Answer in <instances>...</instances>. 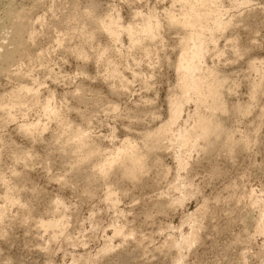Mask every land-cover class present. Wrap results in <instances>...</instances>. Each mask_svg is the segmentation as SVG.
Instances as JSON below:
<instances>
[{"label":"rangeland","instance_id":"obj_1","mask_svg":"<svg viewBox=\"0 0 264 264\" xmlns=\"http://www.w3.org/2000/svg\"><path fill=\"white\" fill-rule=\"evenodd\" d=\"M2 1L0 0V20L4 22L3 16H1L4 14V8L2 6L3 9L1 10V5H4L6 2L5 0ZM6 1L12 2L10 0ZM173 1L175 2L176 0H13L12 3H14L13 6L15 5L14 8L16 7L15 9L20 11V8L21 11L24 10L29 14V16H27L29 19L24 18L26 22L29 20L26 28L33 29L32 31L35 30L36 36H32L33 38L38 37L36 39L31 38L34 40H32L33 42H31L30 39L28 40L29 43L27 44L29 47L31 46L32 49L27 47V44L22 47L25 50L27 48V51L28 48L29 50L31 49L26 54V56L31 55L29 56V60L25 56L23 60L19 57L20 60H18L20 62L18 60L15 62L18 66L20 65V68H25L26 70L29 66L32 71L31 74L30 72L25 74L27 73L25 69L20 70L16 64L14 67L13 63L9 67V71L7 70L10 74L4 71L2 72L3 75L1 74L0 76V99H5L4 101L7 99L8 101L9 98L7 97H9L8 95L12 90L15 91L14 89H19L20 85L26 84V86L29 85V88L32 86V92L35 90L40 92H38L40 96L37 100L40 98V102L39 100L38 102L41 108L44 107L45 97L48 96L47 98L49 99L54 96L53 102L55 104V109H57L56 112L60 109L59 113L56 115H60L61 117L58 116V118L61 119H58L57 116H54L56 119L52 118L54 113L50 112L51 110H47L48 112L46 110L43 111L42 109L45 108L41 109L39 107L40 105L36 106V104H39L36 99V104L30 103L32 104H28L30 106L24 104L25 106L20 105L17 106L18 108H13L14 110L18 109L16 111L17 114L14 113L15 111L11 110L14 116L13 120L16 121L12 119H10L11 121L8 119L6 120L5 118L6 122L8 121L5 123L2 122L5 120L1 118L0 205L1 207L3 206L2 196L4 192L12 194L15 199L18 200L19 205L18 203L14 204L16 206H11L13 207L12 209H10L11 207H9L10 205L8 204H6V207L5 205L3 206L7 209V212L13 214L12 216H16L17 220H15V217L13 218L14 220H7L6 224L10 223V226L12 222L14 223L11 228H9V225L5 230L0 228L1 233L6 231L4 234L0 233V264H2V262L3 264L5 263V258H13L12 260L9 259L12 264H74V259L78 260L80 255H82L83 258L91 259L93 257L91 260L99 263L100 257L104 256H101L102 254L98 251L101 250L105 243H109L112 246H118L120 244L121 238L113 235L114 225L123 226L121 228H123L124 232H127V230H135L137 233L135 232V236H132L133 240L142 236L148 239L151 238L152 244L150 248L154 246L157 247L169 236L178 238L180 232L184 234L189 233V226L187 224L182 225L183 220L181 219H184L188 213H193L196 207L201 205L200 203L202 200L203 202L205 201L204 203L208 207V209L205 210L207 212L206 215H204L205 212L201 215L204 216V220L207 222L205 225L206 227H204L203 230L201 229V232H198L199 234L201 233L198 236V243H194L189 249L183 250L182 256L184 259H182L180 264H227L230 262L229 259L233 257L237 260V264H264V236H258L257 230V227L262 224L261 220H259V214L264 206V85L258 92V95H255L256 101L255 98H253V100L250 89L254 82L259 81V71L261 70L259 69L258 71L253 69V71L252 68L249 67L251 66L249 62H256L257 68H260L259 66L261 63H263L261 66H264V0H248L249 2L247 1L248 4L246 3V6H244V4L242 6H237L235 3L237 8H235L236 6L232 1L231 3L230 0L229 2L228 0H219V4H222L221 6L224 10L223 13H225L223 14L224 19L227 21L232 20V25L222 34H217L216 38L218 40L216 39L217 42L215 44L217 46H212V44L209 46V51L205 56L206 61L204 60V66L209 68L213 67V69L216 68L215 70L223 74L222 76L226 78L224 83L226 85L223 86L225 88L223 89L222 87L223 91L222 89L221 91L223 101H226L225 108L227 109V113H224V115L221 114L219 119L222 125L224 124L223 126L226 127V131L230 135L232 134L231 137L233 136V138L231 139L232 142H230L231 140L227 141L224 135L217 143L215 142L216 144L213 143L215 145L212 144L213 146H211L213 148L210 146L211 148L209 149H213L212 152L215 154L209 149H205L204 151L203 148H198L203 151L195 149L194 152L184 151L182 153L185 158H189L186 166L189 171L185 168L187 174L182 171L180 179L182 178L181 180L183 181V179H186L188 176L190 177L186 179L188 184L193 182L197 187V191H193L195 193L191 191V193L194 194L193 196L192 194L187 196V202L184 203L182 208L177 206L176 208L171 206V208L169 206L170 208L168 207V209L170 210L164 209L162 213L156 212L159 199L163 201L166 198L177 195V192L174 191L172 195L170 194L172 193V189L169 190V185H166L162 178L165 176L164 173L169 171L165 173H170L168 174L169 178L166 183L169 181L172 182L173 177L176 180V162L172 155V151H169L172 149H168V152L165 151V153H153L152 159L150 157L147 159L153 161H146L148 164L146 163L147 167L144 168L146 170L145 172L143 171V174L145 173L142 175L143 181L141 179V181L135 185L136 187L134 184L122 181L116 177L114 173H110L108 175L109 177L107 176L108 178L103 180L96 177L99 179L97 180L92 176L91 170L94 169L95 166L93 164H97L102 158L104 159V155L107 151L108 153L114 151L115 147H119L126 138L136 141L141 145L143 141L142 137L147 130L151 129L152 131L167 119V106L169 102L167 98H170V96L177 91L175 87L177 77L174 67L180 52L179 39L183 36V32L169 27L166 19L163 18L166 17L167 12L165 11H167L168 8L174 13L175 9H178L176 14H179L180 3L178 1L174 3ZM35 2L36 4L34 5ZM238 7H240V9ZM88 10L92 12L93 19H95L96 16L101 19H106L109 15L116 18L119 17V24L123 27L128 26V24L134 25L135 23L138 25V23L142 22L140 20L142 17L152 16L154 19L157 15L156 18H159L158 20L161 24L157 41L154 42L155 44L144 41L141 46L130 47V42L127 39L128 37L123 33L120 36L119 43L112 45L114 42L109 39L108 35L103 33L98 25L94 26V22L88 20L84 15L85 11ZM136 13L139 15H134ZM135 16L137 18H135ZM36 20L39 21L37 22ZM84 25L86 27L85 29ZM80 29L82 31H80ZM25 37H27L26 34ZM33 44L35 45L33 46ZM110 46L111 48H109ZM113 46L117 47L120 53L122 52V55H120L118 49L114 47L117 49L116 51ZM214 47L218 49H215L216 52L219 51L221 53L215 54V51H213ZM107 48L110 49L111 52ZM32 50H34V54ZM101 50L103 53L100 52ZM41 51H43L44 57L36 61L35 56ZM80 51L81 53H79ZM84 51H86V53ZM114 51H116V53H114ZM148 51L150 52L148 53ZM83 52L87 55L84 56ZM125 53L127 55H124ZM79 54H82L80 56H84V58L77 56ZM99 55H102L100 60H98L100 58ZM33 60L36 63H34ZM28 61H32V64ZM40 61L43 62V66L42 64L39 66ZM21 62L25 64V66L22 65ZM26 64H28L27 67ZM114 67L117 68V71ZM29 68L28 71H30ZM13 69H16L17 72L19 70L22 71H19L21 77H27L22 79ZM111 70L114 71L111 72ZM115 71L117 75L114 73ZM121 78H125V82L127 79L128 85L124 80L122 81ZM123 82L126 84V86L123 85V87H126L125 89L120 86ZM33 87H35V90ZM36 91V96H38L39 94ZM33 95L35 96L34 93H31V97L30 95L26 96L25 100L30 102L32 100L30 98H33ZM233 105L234 107L244 106L243 108H248L250 105V109L248 113L244 112L243 114L240 112V115V113L235 111L236 113L234 114ZM35 106L36 108H34ZM23 108L27 109L24 110ZM184 109L185 112L190 115L188 112L192 111L194 108L192 104H189L186 105ZM2 111L0 110V112H2L0 114L6 117V111L3 109ZM20 111H22L23 114ZM50 113L53 114L51 115ZM260 113H263V117H260V121L256 122V118ZM45 114L49 116L46 115V118L48 117L47 119L45 118ZM1 115L0 117H2ZM22 115H24V117ZM40 116L42 117L40 118ZM16 118H18V120ZM22 118L24 119L22 120ZM61 120H68V123L72 122L70 126L71 128L74 126L73 129L80 128V130H82L83 128V131L84 129L90 131L87 132L85 130L88 136L90 134L88 137V140L91 139L90 144L94 143L95 146H99V148L102 149H100L101 152L103 151L101 156L98 155L93 157V160L90 159V164L87 162L82 163L79 166L81 167L80 171L75 169L77 155L73 154V156H71L67 147L62 144L64 143V136L61 138L60 132L69 125H66V122L62 123ZM186 120H189V117H187ZM38 121L41 122L39 123ZM58 121H61V123ZM36 122L38 124H36ZM21 123L27 124L26 126L31 128L34 126L33 128H36L35 132H33L34 129L31 128V134L23 132L24 130L20 128L22 126ZM60 124L61 126H59ZM62 124H64L65 127H63ZM56 127H60V131H57ZM253 127H256L257 130L256 128H254V130ZM42 130H44V132H42ZM245 137L246 139L247 137L249 138L250 147L244 151L239 150L240 153L237 152L236 154L237 149L230 151L228 148L226 149L224 147L225 144L226 146L230 145L228 143L236 144V142L238 143V141H240L239 139L243 140ZM60 138L61 141L63 139L61 142L62 145H60ZM221 141H223L222 144ZM206 150L208 155L205 154ZM210 154H212L211 159ZM229 154L232 155L230 156ZM20 156L22 157L20 158ZM207 156L210 161L207 159ZM154 159L161 162H157V164ZM191 168L194 169L192 170ZM214 169L217 171L216 173L211 172L212 170L214 171ZM190 170L192 171L190 172ZM90 173L92 177L89 178H94L89 182L93 183L89 185L90 183L88 182L87 185L86 183L90 179L86 180L85 176H90ZM214 173L216 178L214 177ZM184 175H186V177ZM160 176L161 178L159 179L158 177ZM115 179H117L116 182H114ZM119 180L120 182H118ZM161 180L164 181L165 186ZM179 180L177 181L178 184H187L185 183L186 180L183 182ZM170 182L167 184H170ZM144 183H146L147 186L143 185ZM154 184L158 188L156 186L154 188ZM89 186L91 187L88 188ZM108 188L114 193L111 199L107 198L104 194ZM88 189L90 191L89 193L87 192ZM165 189H167L168 192ZM162 191L165 192L164 195L161 193ZM186 191L188 193L190 192L188 190ZM233 191H237V196L244 197V199H242L243 201H239L238 199L239 202H235V199H230L229 201L226 199L225 201L222 195L225 196L227 192L230 194V192L232 193ZM91 193L93 194L91 195ZM159 193L165 198H163L161 194L159 195ZM248 195H251L255 202L254 205H248L249 203L246 198ZM158 196H161L163 200ZM54 198L55 200L58 198V201L60 200L63 202L61 204L58 203V208L56 209L52 208L56 206V204H53ZM222 199L225 201L224 203ZM115 200L116 202H114ZM109 201L111 203H109ZM227 202L228 204L230 203V206L227 205ZM232 202L234 203L232 204ZM26 207H28L27 209L30 211L33 221H48L52 219L53 213H50L48 210L51 209L52 212V209H55L56 215H60L62 218L61 223H63L62 225L65 227V233L61 235L51 229L44 230L45 228L41 229L40 227L36 228V234H30V228L18 221V218L21 219L22 215H24V212L21 213V210L23 211ZM228 207L229 210L234 207V210L231 209V212H228ZM146 209L148 212H151V218H154L153 220L150 218L148 222L143 220L142 217H144V215H141ZM232 211H235V213L232 214ZM207 216H210V219H208ZM15 223L18 224L16 225ZM211 223H213V225ZM223 224H228L227 228H224L225 225ZM25 227L27 229L29 228V231H27ZM136 234L139 236H136ZM249 238L253 239H250V243H247ZM236 240L237 242H235ZM173 257H171V261L167 259L164 262H157L158 258L151 257L152 259L149 258L147 262L148 264H174ZM242 259L243 261H240ZM138 261L139 258L135 260V264L138 263Z\"/></svg>","mask_w":264,"mask_h":264},{"label":"bare ground","instance_id":"obj_2","mask_svg":"<svg viewBox=\"0 0 264 264\" xmlns=\"http://www.w3.org/2000/svg\"><path fill=\"white\" fill-rule=\"evenodd\" d=\"M2 1V0H1ZM13 2V0H10ZM180 3V9H179V14H176L178 11V9H175V13L172 12L169 8L166 13V17H163L164 19H166L167 21V24L169 27H172L176 30H178L179 32H183V36H181L182 38H180V43H179V47H180V52H179V55L177 56V60H176V65H175V71H176V93L172 94V96H170V98H167V101L169 99V102H168V115H167V119L164 120V123H161V125H159L157 128L153 129L151 131L150 130H147V132L143 135V141L141 143V145H139L136 141H132V140H129V139H124L122 141V143L120 144V146L117 148L115 147L114 151H111L102 156L104 157V159L102 158L98 163V159L96 161L97 164H93L95 165L94 166V169L91 170L92 172V176L95 177V179H97L96 177H99L100 180L102 179H106L108 178L109 174L110 173H114L116 175V177H118L119 179H121L122 181H127L128 183L130 184H134V186L136 184H138L139 181H141L142 179V175L143 174V171L145 172L146 169H144L145 167H147V162L146 161H150L152 158V155L156 154L157 152L161 153V152H168V149H172V150H169V151H172V155L174 156V159H175V162H176V167H175V170H176V180L172 179V182H170V184H167L169 182L166 183V181H168V178H169V175L170 173L168 174H165L167 172H165V169H164V177H162L165 181V184L166 185H169V190L172 191V193H170L171 195L173 194V191L174 192H177V195H173L172 197H169V198H166L163 200V195L164 193L167 191L168 192V188L165 189L164 191L165 192H161L163 193V195L161 193H159V195L161 194V196H158L160 198H162L163 201H160V199L158 200L159 202H157L158 204V209L156 212H159V213H162L164 211V209H168V207L170 206H174L173 208H176L177 207H181L184 205L185 202H187V196H190L192 194V196L194 195L193 193H195L197 190H196V186L195 184L192 182L190 184H188V181L186 180L187 177L186 175H184L186 177V179H183V181H185V183H187L186 185L185 184H178L177 181L180 179V176H181V172L184 171L186 172L188 169L186 168L187 164H188V160L189 158H185L182 153L184 151H188V152H194V150L198 149V148H203L204 151L205 149H209L211 148L213 145H215L217 143V141L219 139H222V137L224 136L227 141H230L233 136L231 137V135L226 131V127H224L222 125V123L220 122V115H224V113H227V109L225 108V102L223 101V97H222V91L225 87L226 84L225 83V80L226 78L223 77L221 73H218L215 69L212 68H209L207 66H204V62L206 61L205 60V56L207 55V52L209 51V46L212 44V46H217L215 45L216 44V36L218 33H223L225 32V30L228 29L229 26L232 25L231 21H227L226 19H224V15L225 13L224 10L222 9V4L220 5L219 4V0H176ZM175 1V2H176ZM233 2L234 5L235 3L237 4V6L239 5H243L246 6L245 4L247 3L248 0H230V2ZM3 2V1H2ZM1 2V3H2ZM5 4L4 5H1V10L4 8V11H3V21L4 22H1L2 20H0V76L1 74L3 75L2 72L4 71H7L9 69V67L14 63V67H15V62L20 58L21 60H23V58L26 56L27 52L30 51L32 48L31 46L29 47V45L27 43H29V39L31 42H33L34 40L33 39H36L37 37L33 38L32 35H35L36 34V31H32L33 29H29V28H26L27 27V21L24 20V18H28L27 16H29V14L27 12H25L23 9V11H21V9L19 8L20 11H18V9H15L12 2H8L5 0ZM174 2V1H173ZM174 2V3H175ZM177 2V3H178ZM229 2V0H228ZM231 2V3H232ZM249 2V1H248ZM12 3V4H11ZM230 3V4H231ZM3 4V3H2ZM36 4V2L34 3V5ZM248 4V3H247ZM172 5V4H171ZM174 5V4H173ZM178 5V4H177ZM233 5V4H232ZM3 6V8H2ZM236 6V5H235ZM237 6L235 8H237ZM248 6V5H247ZM18 7V6H17ZM92 8V7H91ZM90 8V9H91ZM234 8V7H233ZM240 9V7H238ZM242 9V8H241ZM93 10V9H92ZM166 10V9H165ZM177 11V12H176ZM151 12V11H150ZM236 12V11H235ZM154 13V12H153ZM93 14H94V11H93ZM138 13L134 14L137 16ZM164 14V13H163ZM84 15L88 18V20L94 22V26H97L99 27V29L105 33L106 35H108L109 39L112 40V42H114L112 45H116L118 44L119 40H120V36L125 33L127 35V39L129 40L130 42V47L131 46H141L143 44L144 41H149L151 44H155L154 42L157 41V38H158V35H159V31H160V27H161V24L159 22V18H155L153 19L152 16H148V17H142L140 20L142 21L141 23H138V25H136V23L133 25V24H128V26H122L119 24V20L118 18L116 17H112V16H108L106 19H101V18H96L93 19L94 17L92 16V12L90 10L88 11H85ZM83 15V16H84ZM139 15V14H138ZM149 15V14H148ZM165 15V14H164ZM163 15V16H164ZM233 15V14H232ZM235 15V14H234ZM80 16V15H79ZM82 16V15H81ZM135 16V18H137ZM85 17V18H86ZM154 17V16H153ZM232 17V16H231ZM230 17V18H231ZM29 19V18H28ZM40 19V18H39ZM229 19V18H228ZM232 19V18H231ZM24 20V21H23ZM37 22L39 20H36ZM83 21V20H82ZM81 21V22H82ZM134 21V20H133ZM139 21V20H138ZM26 22V23H25ZM91 22V24H92ZM86 23V22H85ZM134 23V22H133ZM166 23V22H165ZM89 24V25H91ZM96 24V25H95ZM166 24V25H167ZM41 25V24H40ZM78 25V24H77ZM83 25V24H82ZM93 25V24H92ZM234 25V24H233ZM79 26V25H78ZM91 27V26H90ZM89 27V28H90ZM78 28V27H77ZM85 25H84V29H85ZM168 28V27H167ZM170 28V29H172ZM76 29V28H75ZM83 29V30H84ZM77 30V29H76ZM95 30V29H93ZM173 30V29H172ZM80 31H82L80 29ZM79 31V32H80ZM35 32V33H34ZM93 32V31H92ZM100 32V31H99ZM75 33V32H74ZM77 33V31H76ZM85 33V32H83ZM90 33V32H89ZM88 33V34H89ZM25 34L27 37H25ZM80 34V33H79ZM78 34V35H79ZM82 34V33H81ZM86 34V35H88ZM224 35V34H223ZM36 36V35H35ZM84 36V34H83ZM89 36V35H88ZM91 36V35H90ZM93 37V36H91ZM90 37V38H91ZM28 38V39H27ZM33 38V39H31ZM88 38V37H86ZM85 38V39H86ZM79 39V38H78ZM33 40V41H32ZM56 40V39H55ZM83 40V39H82ZM87 40V39H86ZM218 40V39H217ZM28 41V42H26ZM80 41V40H79ZM88 41V40H87ZM84 42V40H83ZM27 44V47L31 48L29 50L28 48V51H27V48L26 50L23 49V45H26ZM31 44V43H30ZM35 44H33L34 46ZM86 45V44H84ZM178 45V44H177ZM81 46V45H80ZM115 46H113L114 48ZM145 47V46H144ZM177 48H179L178 46H176ZM214 47V50L215 51V54H220L221 52L217 51ZM111 48V46L109 47ZM117 48V47H115ZM114 48V49H115ZM134 48V47H133ZM132 48V49H133ZM147 48V46H146ZM145 48V49H146ZM211 48V47H210ZM106 49V48H105ZM108 49V48H107ZM118 49V48H117ZM117 49H115L117 51ZM144 49V48H143ZM79 50V49H77ZM104 50V49H103ZM110 51V49H108ZM218 50V49H217ZM33 51V54L35 53L34 50ZM31 51V52H32ZM83 51V50H82ZM116 51H114V53H116ZM127 51V50H126ZM147 51V49H146ZM211 51V52H213ZM77 52V51H76ZM86 53V51H84ZM83 52V53H84ZM102 52V50L100 51ZM106 52V51H105ZM111 52V51H110ZM150 51H148L149 53ZM43 51H41L39 54H35V58H36V61H39L37 59H42L41 57H44V53ZM47 53V52H46ZM81 53V51L79 52ZM84 53V56H86L87 54ZM99 53V52H98ZM103 53V52H102ZM118 53H120L119 49H118ZM117 53V54H118ZM122 53V52H121ZM120 53V55H122ZM128 53V52H127ZM30 54V53H29ZM32 54V53H31ZM78 54V53H77ZM105 54V53H104ZM113 54V53H112ZM237 54V53H236ZM43 55V56H42ZM82 54H79L77 56H80ZM124 55H127L126 53ZM147 55V54H146ZM31 56V55H29ZM29 56H26L29 60ZM34 56V55H33ZM84 56H80L82 58H84ZM100 56V55H99ZM102 56V55H101ZM100 56V58L98 60H100L102 57ZM119 56V55H118ZM20 57V58H19ZM26 58V59H27ZM33 58V57H32ZM98 58V57H97ZM104 58V56H103ZM44 59V58H43ZM18 60V61H19ZM32 60V59H30ZM35 60V59H34ZM33 60V62H34ZM109 60V59H107ZM205 60V61H204ZM24 61H27V60H24ZM45 61V59H44ZM106 61V60H105ZM113 61V60H112ZM20 62V61H19ZM28 62H32V61H28ZM27 62V63H28ZM42 61H40L39 63V66L40 64H42L43 66V62L41 63ZM104 62V61H103ZM36 63V62H34ZM33 63V64H34ZM47 63V62H46ZM99 63V62H98ZM102 63V62H101ZM22 64V62H21ZM32 64V63H31ZM107 64H110V63H107ZM206 64V63H205ZM249 64L253 69L255 70H258L259 69L261 71H259V81L257 82H254L253 84L252 83H249V84H252V88L250 89L251 90V97L252 99L255 98V101H256V96L258 95V92L261 90V88L263 87L264 85V66H261V64L263 65V63L260 64V68H257L258 66H256V62L254 63H250ZM258 64V63H257ZM25 66V64H22ZM28 64H26V67H27ZM47 65V64H46ZM106 65V63H105ZM207 65V64H206ZM259 65V64H258ZM16 66H18L16 64ZM23 66V67H24ZM32 66V65H31ZM35 66V65H34ZM110 66V65H109ZM20 68V65L18 66ZM262 67V68H261ZM29 68V66H28ZM28 68L27 70L25 68H20L21 69H25L27 73H24L25 74H28L30 72L31 74V68L30 71H28ZM115 68V67H114ZM17 69V67H16ZM16 69L14 71H16ZM116 71H117V68H115ZM11 70V69H10ZM19 70V71H20ZM46 70V69H44ZM9 71V70H8ZM5 72V73H8ZM12 71V70H11ZM19 71L16 73L19 74ZM114 71V70H111V72ZM116 71L114 73H116ZM254 71V70H253ZM257 71V73H258ZM22 72V71H20ZM12 73V72H11ZM14 73V72H13ZM256 73V74H257ZM10 74V73H8ZM22 74V73H21ZM23 74V75H25ZM20 75V74H19ZM18 75V76H19ZM22 75V76H23ZM117 75V73H116ZM7 76V75H6ZM16 76V75H15ZM17 76V77H18ZM114 76V74H113ZM119 76V75H118ZM21 77V75L19 76ZM27 77V76H26ZM24 76V78H26ZM29 77V76H28ZM123 77V76H122ZM22 79H24L23 77H21ZM120 78V77H119ZM29 79V78H27ZM33 79V78H32ZM125 79V78H124ZM123 78H121V80L123 81L124 80ZM30 80V79H29ZM37 80V79H36ZM119 80V81H121ZM258 80V79H257ZM35 81V80H34ZM121 81V82H122ZM38 82V81H37ZM125 82V80H124ZM121 83L120 86L121 88H126V87H123L126 86L127 84V79H126V84ZM227 82V81H226ZM120 83V82H119ZM35 84V83H34ZM20 85V84H19ZM42 85V84H41ZM40 85V87H41ZM128 85V84H127ZM119 86V88H120ZM250 86V85H249ZM32 87V86H31ZM29 88V85L26 86V84H23L22 86L20 85L19 86V89H14L15 91L12 90V92L8 95L9 98L8 101L6 99V101H4L5 99H0V110L2 111V109L4 111H6V117H3L1 114L2 117H0V122H1V118L2 120L6 118V120H10L14 118L13 116V111H15L14 113H16V110H14L13 108L17 107V106H20V105H23L25 106L24 104H27L26 106H30L32 104L30 103H34L36 104V100L37 98L40 96V92L38 93L36 90H35V87L34 90L39 94L38 96H36L37 94L34 92H32V88ZM128 87V86H127ZM223 87V89H222ZM251 87V86H250ZM120 88V89H121ZM227 88V87H226ZM119 89V90H120ZM222 89V91H221ZM38 90V88H37ZM123 90V89H122ZM116 91V90H115ZM118 91V90H117ZM124 91V90H123ZM175 91V90H174ZM30 92V93H29ZM52 92V91H51ZM84 92V91H83ZM86 92V91H85ZM230 92V91H229ZM262 92V91H261ZM31 93L35 94V96L33 95L32 97L33 98H30L32 99L30 102L26 101L25 100V97L30 95L31 97ZM28 94V95H27ZM52 94V93H51ZM86 94V93H85ZM224 94V93H223ZM229 94V93H228ZM250 94V93H249ZM262 94V93H261ZM260 94V95H261ZM50 95V93H49ZM83 95V94H82ZM256 95V96H255ZM85 96V95H84ZM88 96V95H87ZM263 96V95H262ZM48 97V96H47ZM45 97V101H44V107L42 108H45V109H42L41 108V105H40V98L37 100V103L39 104H36L37 105H40L39 107L43 110V111H47V110H51L50 112H53L54 115H52L53 113H50L54 118V116H57L56 114L59 113V110L58 112H56L57 109H55V104H54V100L53 98H55L53 96V98H47ZM86 97V96H85ZM250 97V98H251ZM28 98V97H27ZM88 98V97H87ZM29 99V100H30ZM36 99V100H35ZM81 99V98H79ZM28 100V99H27ZM42 100V99H41ZM225 100V99H224ZM254 100V99H253ZM252 100V101H253ZM83 102V101H82ZM254 103V102H253ZM30 104V105H28ZM33 104V105H34ZM43 104V102H42ZM189 104H192L193 105V110L192 111H189L187 114L185 112V109L184 107L186 105H189ZM36 106L34 108H36ZM227 106V105H226ZM32 107V106H31ZM30 107V108H31ZM60 107V106H59ZM234 107V105H233ZM244 107V106H243ZM243 107H240V106H235L233 108V111H234V114L236 112L238 113H243L246 112L248 113V110L250 109V105L248 108H243ZM246 107V106H245ZM18 108V107H17ZM29 108V107H27ZM25 108V109H27ZM231 108V107H230ZM21 109V108H20ZM19 109V110H20ZM24 109V108H23ZM24 109V110H25ZM55 109V110H54ZM202 109V110H201ZM54 110V111H53ZM232 110V109H230ZM236 111V112H235ZM3 112V111H2ZM0 112V113H2ZM22 112V111H20ZM19 112V113H20ZM48 112V111H47ZM262 112V111H261ZM45 113V112H43ZM62 113V112H61ZM60 113V114H61ZM240 113V115H241ZM4 114V113H3ZM17 114V113H16ZM23 114V112H22ZM26 114V113H25ZM37 114V113H36ZM42 114V113H41ZM40 114V115H41ZM49 114V115H50ZM230 114V113H229ZM263 113H260L257 118H256V122H259L260 121V117H263L262 116ZM46 115L48 116V114H45V118H46ZM50 115V116H51ZM233 115V113H232ZM246 115V114H245ZM24 117V115H22ZM26 116V115H25ZM44 116V115H43ZM60 116V115H58ZM57 116V118H58ZM42 116H40L41 118ZM49 117V116H48ZM47 117V118H48ZM61 117V116H60ZM189 117V120H186V118ZM46 118V119H47ZM64 118V116H63ZM18 120V118H16ZM24 118H22L23 120ZM38 119V117H37ZM56 119V117L54 118ZM58 119H61V118H58ZM5 121H2V122H5ZM27 120V119H26ZM49 120V119H48ZM51 120V119H50ZM63 120V119H62ZM61 120V121H62ZM223 120V119H221ZM11 121V120H10ZM9 121V122H10ZM13 121H16V120H13ZM54 121V120H53ZM61 121L59 123H61ZM68 120H65V121H62L63 122H66V125L68 124L69 126H66L64 124L63 127H65L64 129L61 130L60 132V137L63 138L64 136V143H62L64 146L67 147V149L69 150V153L71 156H73V154L77 155V159H76V170L80 171L81 170V167H79L82 163H89L90 164V159L93 160V157L95 156H101L103 153V151L101 152V148H99V146H95L94 143L90 144V140H88V134H86L87 132H90V131H87V129H84L83 131V128L82 130L79 129H73L74 126L71 128L70 126V123L67 122ZM232 121V120H231ZM1 122V123H2ZM39 123L41 121H38ZM48 122V121H47ZM50 122V121H49ZM0 123V125H1ZM4 123V124H5ZM28 123V122H27ZM261 123V122H260ZM2 124V125H4ZM33 124V122H32ZM36 124H38L36 122ZM257 125H259L258 123H255ZM262 124V123H261ZM6 125V124H5ZM22 125V126H21ZM21 126L20 128L22 130H24L23 132H28L27 134H31L32 130H30L31 127L29 126H26L27 124H22L21 123ZM24 125V126H23ZM34 125V124H33ZM55 125V124H54ZM18 126V125H17ZM40 126V125H38ZM43 126V125H42ZM41 126V128H42ZM46 126V125H45ZM44 126V127H45ZM61 126V124L59 125ZM256 126V125H254ZM34 127V126H33ZM31 128V129H34V128ZM36 127V126H35ZM43 127V129H44ZM58 127V126H57ZM56 127V128H57ZM258 127V126H257ZM19 128V127H18ZM19 128V130H20ZM60 128V127H59ZM59 128H57L56 130L58 131ZM228 128V127H227ZM256 128V127H253V129ZM36 129V128H35ZM35 129L33 130V132H35ZM38 129V128H37ZM46 129V127H45ZM260 129V128H258ZM55 130V131H56ZM87 132H86V131ZM229 130V129H228ZM255 130V129H254ZM257 130V128H256ZM56 131V132H57ZM60 131V130H59ZM146 131V130H145ZM38 132V131H37ZM42 132H44V130H42ZM231 132V130H230ZM51 133V132H50ZM232 133V132H231ZM35 135H37L36 133H34ZM54 134V133H53ZM259 134V133H257ZM55 135V134H54ZM57 135V133H56ZM58 135H59V132H58ZM32 136V135H31ZM53 136V135H52ZM51 136V137H52ZM36 137V136H35ZM57 137V136H56ZM55 138V137H54ZM61 138H60V145L61 142ZM92 138V137H91ZM256 138V137H255ZM57 139V138H56ZM58 139H59V136H58ZM57 139V140H58ZM142 140V139H141ZM236 140V139H235ZM240 141H238V143L236 142V144L234 143H228L230 145L226 146L225 142V148L230 151H234L235 149L236 150V154L237 152H239V150H245V149H248L250 147L249 145V138L245 137V139L241 140L239 139ZM166 141V143H165ZM216 142V143H215ZM223 141H221V144H222ZM232 142V140L230 141ZM235 142V141H233ZM215 143V144H213ZM213 144V145H212ZM212 145V146H211ZM219 145V144H218ZM211 146V147H210ZM223 146V145H222ZM223 147V148H224ZM63 148V147H61ZM213 148V147H212ZM219 148V147H218ZM217 148V149H218ZM222 148V150H223ZM66 149V148H65ZM64 149V150H65ZM101 149V150H100ZM216 149V147H215ZM232 149V150H231ZM63 150V151H64ZM66 150V151H68ZM113 150V149H112ZM200 149H198L199 151ZM202 150V149H201ZM200 150V151H201ZM211 152L213 151V149H209ZM219 150V149H218ZM16 151V150H15ZM203 151V150H202ZM215 151V150H214ZM227 151V150H226ZM228 152V151H227ZM226 152V153H227ZM14 153V152H13ZM16 153V152H15ZM26 153V152H25ZM66 153V152H65ZM68 153V155H69ZM72 153V154H71ZM154 153V154H153ZM157 153V154H158ZM210 153V152H209ZM214 153V152H212ZM224 153V152H223ZM230 153V152H229ZM240 153V152H239ZM243 153V152H242ZM207 154V150H206V153ZM215 154V153H214ZM213 154V156H214ZM235 154V153H234ZM15 155V154H14ZM20 155V153H19ZM28 155V154H27ZM67 155V153H66ZM163 155V154H162ZM168 155V154H167ZM208 155V154H207ZM210 159L212 158V154H210ZM230 156L232 154H229ZM241 155V154H239ZM16 156V155H15ZM161 156V155H160ZM238 156V155H237ZM22 156H20L21 158ZM151 158L150 160H147L148 158ZM155 157V156H154ZM191 157V156H190ZM101 158V157H100ZM99 158V159H100ZM160 158V157H159ZM214 158V157H213ZM23 159V158H22ZM26 159V158H25ZM74 159V158H73ZM207 159L208 156H207ZM209 159V161H210ZM18 160V159H17ZM20 160V159H19ZM95 160V158H94ZM156 163L159 161V160H156ZM161 160V159H160ZM23 161V160H22ZM89 161V162H88ZM153 161V160H151ZM207 161V162H209ZM68 162V161H67ZM71 162V161H70ZM74 162V161H73ZM161 162V161H160ZM158 162V163H160ZM86 163V164H87ZM93 163V161H92ZM147 163V164H146ZM152 163V162H150ZM157 163V164H158ZM70 164V163H69ZM155 164V165H157ZM92 166V165H91ZM157 166H160V165H157ZM189 166V165H188ZM215 166V165H214ZM192 167V166H191ZM194 167V166H193ZM80 168V169H79ZM92 168V167H91ZM155 168V167H154ZM157 168V167H156ZM185 168L187 170H185ZM161 169V168H160ZM168 169V168H167ZM192 169V168H191ZM194 169V168H193ZM192 169V170H193ZM163 170V169H161ZM190 170V172L192 171ZM217 170V169H216ZM157 171V170H156ZM171 171V170H170ZM189 171V170H188ZM155 172V171H154ZM158 172V171H157ZM196 172V171H195ZM211 172H217L212 170ZM163 173H160V174H163ZM174 173V174H175ZM189 173V172H188ZM193 173V172H192ZM215 173H214V177H215ZM221 173V172H220ZM113 174V175H114ZM159 174V173H158ZM187 174V172H186ZM190 174V173H189ZM224 174V173H223ZM86 175V174H85ZM88 175V174H87ZM157 175V174H156ZM244 175V174H242ZM91 176V173H90V176H85L86 180L90 179L87 181V185H88V182L90 181L91 182V179L93 178H89V177H92ZM108 176V177H107ZM146 176V175H145ZM144 176V177H145ZM158 176V175H157ZM163 176V175H161ZM158 177L159 179L161 178ZM183 176V177H184ZM195 176V175H194ZM212 176V175H211ZM178 177V178H177ZM190 178V177H188ZM216 178V177H215ZM218 178V177H217ZM244 178V177H243ZM94 179V180H95ZM146 179V178H145ZM156 179V178H155ZM171 179V177H170ZM182 179V178H181ZM180 179V180H181ZM85 180V179H84ZM92 180V181H94ZM99 180V179H97ZM117 179H115L114 182H116ZM179 180V181H180ZM192 180V179H191ZM194 180V179H193ZM214 180V179H213ZM239 180V179H238ZM143 181V179H142ZM163 181V180H161ZM164 181L162 182L164 184ZM182 180L180 182H183ZM218 181V180H217ZM89 182V183H90ZM96 182V181H95ZM120 182V180L118 181ZM93 183V182H92ZM92 183H90L89 185H91ZM122 183V182H121ZM157 183V182H156ZM197 183V182H196ZM235 183V182H234ZM161 184V183H160ZM164 184V186H165ZM5 185V184H4ZM141 185V184H140ZM143 185H146V183H144ZM131 186V185H130ZM147 186V185H146ZM150 186V185H149ZM155 184H154V188H155ZM163 186V185H162ZM187 186V187H185ZM189 186V187H188ZM233 186V185H232ZM237 186V185H236ZM5 187V186H4ZM91 186H89L88 188H90ZM136 187V186H135ZM134 187V188H135ZM139 187H142V186H139ZM152 187V186H151ZM157 187V186H156ZM229 187V186H228ZM244 187V186H243ZM148 188V187H147ZM153 188V189H154ZM158 188V187H157ZM188 188V189H187ZM116 189V188H115ZM129 189V188H128ZM131 189V188H130ZM137 189V188H136ZM152 189V188H151ZM232 189V188H231ZM124 190V189H123ZM159 190V189H158ZM190 191L189 193L186 191ZM196 190V191H195ZM226 190V189H225ZM233 190V189H232ZM8 191V189H7ZM86 191V190H85ZM125 191V190H124ZM141 191V190H140ZM139 191V192H140ZM191 191H195L193 193H191ZM200 191V190H199ZM222 191V190H221ZM227 191V190H226ZM88 193L90 192L89 189L87 191ZM107 192V193H106ZM104 194L107 198H110L111 199V196L113 195L114 196V193L112 192L111 189L108 188V190L106 191ZM154 192V191H153ZM152 192V193H153ZM170 192V191H169ZM87 193V194H88ZM151 193V194H152ZM155 193V192H154ZM222 193V192H221ZM224 193V192H223ZM229 192H227V194L225 196L222 195V197L229 201L230 199H235V202H239L240 200L244 199V197H240V196H237V191H233L232 193L230 192V194H228ZM93 193H91L92 195ZM169 194V193H168ZM217 195V194H216ZM112 196V198H113ZM151 196V195H150ZM168 196V195H166ZM54 197V196H53ZM119 197V196H118ZM106 198V199H107ZM187 198V199H186ZM247 202L249 203L248 205H254L255 202L253 201L251 195H248L247 197ZM2 199H3V206L5 205L6 207V204L10 205L9 207L13 206L14 204H17L19 205V202L18 200L15 199V197L12 195V194H9V193H5L3 194L2 196ZM57 200H55L54 198V203L53 204H56V206L52 207V208H58L57 207V204L58 203H63L62 201H58V198H56ZM239 201H238V200ZM62 200V199H61ZM114 200V199H113ZM147 200V199H146ZM220 200V198H219ZM49 201V200H48ZM102 201V200H101ZM215 201V200H214ZM223 203L225 202L223 199H222ZM232 201V200H231ZM243 201V200H242ZM50 202V201H49ZM112 202V200H111ZM109 201V203H111ZM116 202V200L114 201ZM148 202V201H147ZM205 202V201H204ZM202 200V202L200 203L201 205H199L198 207H196V210L193 212V213H188L184 219L182 218L181 220L182 221V225L183 224H187L190 228V231L189 233L187 234H184V233H181L179 234L178 238H175L174 236H169L167 237V239L164 240V242H162L161 245H158L157 247H153V248H150L152 242H151V238L148 239L146 237H140V238H135L133 240V237L132 236H135V230H130L127 232H124L123 226H113V235L114 236H118L121 238V241H120V244L118 246H112L110 245L109 243H105L103 245V247L101 248L100 251V254H102L101 256H106L105 258L104 257H100L101 261L99 260V263L98 262H93V257L90 259V258H83L82 255H80V258L77 260V259H74V264H135V260L139 258V261L138 263L136 264H148L147 260H149V258L151 257H155V258H158L157 259V262H164L166 261L167 259L168 260H172L171 257L174 258L173 262L174 264H180L182 262V259L183 256H182V252L184 249H189L194 243H198L197 240H198V236L201 234H199L198 232L202 229H204V227H206V223L205 222V218L204 216H201L204 214L206 215V209H208L207 205L205 204ZM234 202H232L233 204ZM52 204V203H51ZM152 204V203H151ZM154 204V203H153ZM156 204V203H155ZM241 204V203H240ZM227 205L230 206V203L228 204L227 202ZM236 205V204H235ZM238 205V204H237ZM244 205V204H243ZM1 207L0 205V228H3V230H5L7 227L10 226V223L9 224H6L7 223V220L9 221L10 219L14 220L13 218L15 217V220L16 219V216H12L13 214H11V212H7V209L5 207ZM16 206V205H14ZM52 206V205H51ZM113 206V204H112ZM143 206V205H142ZM167 206V207H166ZM234 206V205H232ZM23 207V206H22ZM21 207V208H22ZM166 207V208H165ZM169 207V208H170ZM13 207H11L10 209H12ZM28 207H26L23 211L21 210V213L24 212V215H22V218H18V221L21 222L22 224H25L27 227H29L28 229L30 230V234H36V228H40L43 229L45 228L44 230L46 229H51L59 234H63L65 233V227L64 225H62L63 223L62 222V218L60 217V215H56V211H54L55 209H52V212H51V209L48 210L50 211V213H53V218L48 220V221H42V220H39V221H33V217L30 213V211L27 209ZM172 208V207H171ZM237 208V207H236ZM9 209V210H10ZM144 209V208H143ZM213 209V208H212ZM231 209L229 210V207H228V212L230 211L231 212ZM14 210V209H13ZM16 210V209H15ZM20 210V208H19ZM45 210V209H44ZM46 210V211H47ZM170 210V209H168ZM214 210V209H213ZM234 210V207L233 209ZM236 210V209H235ZM11 211V210H10ZM47 211V212H48ZM141 211V210H140ZM145 211V210H144ZM141 214V215H144V217H142L143 220L145 221H149V219L151 218V212H148L147 209L146 211ZM151 211V210H150ZM226 211V210H225ZM46 212V213H47ZM59 212V211H57ZM167 212V211H165ZM164 212V213H165ZM209 212V211H208ZM233 212V211H232ZM16 213V212H15ZM14 213V214H15ZM33 213V212H32ZM235 211L232 213L234 214ZM59 214V213H58ZM61 214V213H60ZM139 214V215H140ZM157 214V213H156ZM228 214V213H227ZM16 215V214H15ZM55 215V216H54ZM138 215V217H139ZM163 215V214H161ZM208 215V214H207ZM210 215V213H209ZM243 215V214H242ZM64 216V215H63ZM153 216V215H152ZM165 216V215H164ZM213 216V215H212ZM231 216V215H230ZM200 217V218H198ZM206 217V216H205ZM210 217V216H209ZM208 216L207 218L210 219ZM229 217V216H228ZM237 217V216H236ZM64 218V217H63ZM20 219V220H19ZM152 220L154 218H151ZM212 219V218H211ZM244 219V218H243ZM11 220V221H12ZM234 220V219H233ZM259 220H261L262 224H260L258 227H257V230H258V236H264V206H263V209L260 210V214H259ZM10 221V222H11ZM212 221V220H211ZM209 221V222H211ZM240 221V220H239ZM246 221V220H244ZM18 222V223H19ZM151 222V221H150ZM235 222V221H234ZM18 223H15L16 225ZM139 223V222H138ZM227 223V222H226ZM13 222L11 224V226H13ZM21 224V225H22ZM143 224V223H142ZM146 224V223H145ZM150 224V223H149ZM153 224V222H152ZM209 224V223H208ZM213 225V223H211ZM9 225V226H8ZM24 225V226H25ZM225 225V224H223ZM230 225V224H229ZM235 225V224H234ZM11 226L9 228H11ZM228 224L225 225L224 228H227ZM23 227V226H22ZM8 228V229H9ZM169 228V227H168ZM167 228V229H168ZM211 228V227H210ZM23 229V228H22ZM25 229H27L25 227ZM27 229V231H29ZM230 229V228H229ZM2 230V229H1ZM228 230V229H226ZM8 231V230H7ZM26 231V230H25ZM138 231V230H137ZM223 231V230H222ZM225 231V230H224ZM6 232V231H5ZM4 232V233H5ZM38 232V230H37ZM140 232V230H139ZM142 232V231H141ZM201 232V231H200ZM1 233V231H0ZM3 233V232H2ZM1 233V234H2ZM3 233V234H4ZM10 233V232H9ZM137 233V232H136ZM153 233V232H152ZM207 233V232H206ZM140 234V233H139ZM1 236V235H0ZM136 236H139L136 234ZM149 236V235H147ZM203 236H204V233H203ZM3 237V236H2ZM32 237V236H31ZM35 237V236H33ZM37 237V236H36ZM166 237V236H165ZM38 238V237H37ZM132 238V240H131ZM200 238V237H199ZM31 239V238H30ZM35 239V238H34ZM204 239V238H203ZM202 239V240H203ZM240 239V238H239ZM238 239V240H239ZM250 239H253V238H249V240L247 241V243H250ZM27 240V239H26ZM25 240V241H26ZM37 240V239H36ZM153 240V239H152ZM10 241V240H9ZM29 241V240H28ZM42 241V240H40ZM200 241V240H199ZM241 241V240H240ZM237 242V240L235 241ZM38 243V242H37ZM154 243V242H153ZM161 243V242H160ZM202 243V242H201ZM8 244V243H7ZM23 244V243H22ZM240 244V243H239ZM18 245V244H17ZM29 245V244H28ZM37 245V244H36ZM230 245V244H229ZM264 245V244H263ZM262 245V246H263ZM228 246V245H227ZM247 246V244H246ZM249 246V245H248ZM27 247V246H26ZM25 247V248H26ZM38 247V246H37ZM40 248V247H39ZM44 248V247H43ZM227 248V247H226ZM260 248V247H259ZM28 249V247H27ZM41 249V248H40ZM204 249V248H203ZM217 249V248H216ZM264 249V248H263ZM20 250V249H19ZM262 250V249H261ZM29 251V250H28ZM36 251V250H35ZM227 251V250H226ZM234 251V250H233ZM247 251V250H246ZM32 252V251H31ZM97 252V253H98ZM187 252V250H186ZM228 252V251H227ZM8 253V252H7ZM243 253V252H242ZM30 254V253H29ZM246 254V253H245ZM26 255V254H25ZM98 255V254H97ZM96 255V256H97ZM172 255V256H171ZM224 255V254H223ZM244 255V253H243ZM2 256V255H1ZM24 256V255H23ZM79 256V255H78ZM82 256V257H81ZM171 256V257H170ZM234 256V255H233ZM242 256V255H241ZM11 257V256H10ZM230 257V256H229ZM103 258V259H102ZM171 258V259H169ZM215 258V257H214ZM223 258V257H222ZM231 258V257H230ZM243 258V257H242ZM10 259V258H9ZM8 258L6 259L5 258V263L4 264H9L12 260L10 259L9 260ZM15 259V258H14ZM152 259V258H151ZM224 259V258H223ZM239 259V258H238ZM241 259V257H240ZM245 259V258H243ZM240 260V261H243ZM96 260V259H95ZM214 260V259H213ZM230 260V264H237V260H235V258H231L229 259ZM1 261H2V258H1ZM14 261V260H13ZM16 261V260H15ZM153 261V260H152ZM169 261V262H170ZM137 262V261H136ZM215 262V261H214ZM19 263V262H18ZM218 263V262H217ZM227 263V264H229ZM3 264V262H2ZM12 264V263H10ZM15 264V263H14ZM173 264V263H172ZM191 264V263H190Z\"/></svg>","mask_w":264,"mask_h":264}]
</instances>
